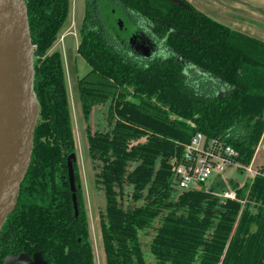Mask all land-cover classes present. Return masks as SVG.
Segmentation results:
<instances>
[{"label":"trees","instance_id":"16d2710c","mask_svg":"<svg viewBox=\"0 0 264 264\" xmlns=\"http://www.w3.org/2000/svg\"><path fill=\"white\" fill-rule=\"evenodd\" d=\"M24 1L39 117L18 204L0 228V264L22 253H41L48 264H95L83 194L77 190L76 215L65 176L78 146L64 61L54 48L71 2ZM115 30L131 33L121 38ZM134 35L158 44L151 57L131 46ZM78 53L90 66L78 91L90 157L103 164L107 264H147L140 232L162 215L150 245L155 264H264V177L243 189L232 183L238 200L220 203L203 190L174 197L172 172L196 133L224 140L240 164H252L264 135V42L187 0H86ZM97 106H108V129L92 133ZM130 163H138L127 178L133 200L144 204L125 209L115 186L124 191Z\"/></svg>","mask_w":264,"mask_h":264},{"label":"water","instance_id":"95a60500","mask_svg":"<svg viewBox=\"0 0 264 264\" xmlns=\"http://www.w3.org/2000/svg\"><path fill=\"white\" fill-rule=\"evenodd\" d=\"M123 26L122 23H120ZM131 46L151 57L150 42L134 35ZM33 44L24 0H0V228L18 204L20 185L31 165L39 104L33 91ZM75 154L67 171L78 215ZM3 264H48L41 253L8 256Z\"/></svg>","mask_w":264,"mask_h":264},{"label":"rangeland","instance_id":"374dc122","mask_svg":"<svg viewBox=\"0 0 264 264\" xmlns=\"http://www.w3.org/2000/svg\"><path fill=\"white\" fill-rule=\"evenodd\" d=\"M70 15L68 18V25H71V31L76 33L77 36L68 35L66 40L61 43L64 32L69 29L66 23L63 28V35L57 45L54 48V51L58 49L61 52L62 57L64 58V62L66 63V71H67V80H68V88L71 97L72 103V113H73V123H74V131L76 134L77 146L78 150L75 154L76 162H75V170L77 176L76 186L80 195L84 198L85 208L88 214V219L90 223V237L91 242L93 244V248L95 251V264H107L106 253L103 242L102 235V223H101V215L105 214L106 208V198L105 191L102 179V170L103 164L101 161H93L90 157L89 152V141L87 134V124L84 120V116L81 108V100L78 91V81L84 75H86L90 71V66L85 61V59L78 53L76 48V42L78 43L80 40V33L82 22L85 15V6L86 0H70ZM118 17H120L118 15ZM114 23V21H112ZM124 28L129 27L131 25L123 20ZM132 29V28H131ZM130 29V30H131ZM119 33V31L115 30V34L117 37L125 38L131 31ZM77 83V84H76ZM108 106H97L95 107L92 115L89 119V125L91 127L92 133L95 131H107L108 121H107V113ZM191 125V124H189ZM192 126V125H191ZM264 140V139H263ZM262 140V142H263ZM145 140H142L144 142ZM258 163H264V157L261 156L258 159ZM138 163H130L125 172V183H124V191L121 192L119 186H115V191L117 197L125 209L134 208L137 206H141L144 204V201L134 202L133 200V189L134 185L127 180L130 173L136 168ZM261 165V164H260ZM257 167V166H256ZM254 169V166L252 167ZM66 183H69L68 172L65 174ZM253 175L251 173L246 172H238L232 167L227 169L224 180L233 181L235 184L240 186H245L247 182L252 179ZM217 178L216 176H212L208 182L206 183V189L208 191L212 190L215 187ZM219 183V182H218ZM222 182L220 181V184ZM224 189L219 188L216 190L217 193H222L226 191H236L235 187L232 184H223ZM219 187V185H218ZM243 189V188H242ZM246 190V189H244ZM237 192V191H236ZM77 193V192H76ZM178 191L174 189L173 196H177ZM238 193V192H237ZM249 196V193L246 194V201ZM170 200H173L171 198ZM220 203L222 201L220 200ZM162 215L157 218L153 224V226L145 231L140 232V241L142 244V248L145 254V259L147 264H155V257L150 252V245L152 243L153 238L155 237L158 228L160 227L162 220L164 219ZM198 264V263H196Z\"/></svg>","mask_w":264,"mask_h":264},{"label":"built area","instance_id":"2783aa9c","mask_svg":"<svg viewBox=\"0 0 264 264\" xmlns=\"http://www.w3.org/2000/svg\"><path fill=\"white\" fill-rule=\"evenodd\" d=\"M193 128L195 124L190 123ZM238 152L220 138H207L203 133H196L192 140L184 145L183 155L172 162L173 186L178 192L203 190L218 197L222 203L238 200L236 191L217 193L214 188L218 182L224 183L229 167L238 172L251 173L254 178L264 177V169L254 170L252 166L245 167L237 161ZM216 176L215 187L208 191L206 183Z\"/></svg>","mask_w":264,"mask_h":264},{"label":"crops","instance_id":"0c3cea01","mask_svg":"<svg viewBox=\"0 0 264 264\" xmlns=\"http://www.w3.org/2000/svg\"><path fill=\"white\" fill-rule=\"evenodd\" d=\"M198 11L218 21L232 30L248 35L264 42V0H187ZM68 22V21H67ZM68 25V23H67ZM71 30V25H68ZM68 30V29H67ZM68 30V31H70ZM64 34L63 39L69 35ZM71 35V34H70ZM79 35V34H78ZM73 36H77L76 33ZM61 43H63V40ZM58 51V49L56 50ZM60 52V51H59ZM61 53V52H60ZM64 61V58H63ZM66 78L67 69L64 62ZM77 84V83H76ZM68 85V80H67ZM69 89V88H68ZM70 96V92H69ZM71 101V97H70ZM72 109V103H71ZM73 115V113H72ZM264 139V135L262 140ZM260 142L251 166L254 170L264 169V163H258L259 157H264V140ZM261 164V165H260ZM257 166V167H256ZM255 178L245 184L251 183ZM232 184L233 181H224L223 184ZM235 184V183H234ZM238 185V184H237ZM239 188L244 186L238 185Z\"/></svg>","mask_w":264,"mask_h":264},{"label":"flooded vegetation","instance_id":"af4514ba","mask_svg":"<svg viewBox=\"0 0 264 264\" xmlns=\"http://www.w3.org/2000/svg\"><path fill=\"white\" fill-rule=\"evenodd\" d=\"M82 24H83V22H82ZM82 28V27H81ZM68 30H70V29H68ZM66 31V32H64V33H67V32H70V33H68L69 35L71 34V35H74L75 33L74 32H72L71 30L70 31ZM79 36H80V33H79ZM140 39L141 38H144V39H146V40H148L149 42H150V44L149 45H151V49H152V52L158 47V44L157 43H155V42H151L146 36H144V35H137ZM64 40V39H63ZM80 41V40H79ZM79 43V42H78ZM78 43L76 42V48H77V51H78ZM56 51V50H55ZM152 52H151V54H152Z\"/></svg>","mask_w":264,"mask_h":264}]
</instances>
